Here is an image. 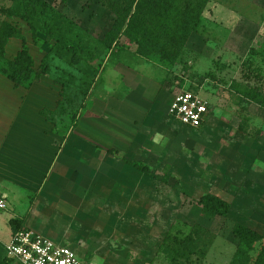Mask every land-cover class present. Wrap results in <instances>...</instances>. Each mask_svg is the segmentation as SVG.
<instances>
[{
    "label": "rangeland",
    "instance_id": "obj_1",
    "mask_svg": "<svg viewBox=\"0 0 264 264\" xmlns=\"http://www.w3.org/2000/svg\"><path fill=\"white\" fill-rule=\"evenodd\" d=\"M123 3L0 0V69L24 42L33 73L22 86L57 87L55 109L39 113L76 163L66 203L32 191L0 195V264H17L7 257L10 222L45 230L89 264H229L234 223L264 237V109L246 96L264 95V0H209L173 61L138 54L134 36L122 34ZM183 90L209 107L198 129L167 113ZM205 195L229 203L226 219L203 216Z\"/></svg>",
    "mask_w": 264,
    "mask_h": 264
},
{
    "label": "crops",
    "instance_id": "obj_2",
    "mask_svg": "<svg viewBox=\"0 0 264 264\" xmlns=\"http://www.w3.org/2000/svg\"><path fill=\"white\" fill-rule=\"evenodd\" d=\"M1 80L8 87L0 88V195H11L12 190L32 191L50 201L63 198L68 202L72 193L67 190L70 187L65 178L68 169L76 163L59 149L60 144L56 143L62 138L50 132L52 126L39 113L45 108L55 109L57 98H60L57 87L49 81L47 85L46 79L33 82L28 89L15 87L0 74ZM65 206L70 207L69 203ZM27 228L58 245L69 247L81 258L69 241L73 248L45 230Z\"/></svg>",
    "mask_w": 264,
    "mask_h": 264
},
{
    "label": "trees",
    "instance_id": "obj_3",
    "mask_svg": "<svg viewBox=\"0 0 264 264\" xmlns=\"http://www.w3.org/2000/svg\"><path fill=\"white\" fill-rule=\"evenodd\" d=\"M208 1L124 0L127 24L122 34L127 37L134 36L139 55L147 56L154 53L173 61L182 50L188 36L198 32L201 25L200 14ZM141 9L146 10L145 17L139 16ZM123 24L121 20H118L109 29L106 34L109 45H112L121 34ZM7 32L6 39L15 35V31L11 28ZM4 44L5 39H0V49ZM0 71L15 87L22 86L30 79L33 73L32 58L24 42L12 64L8 68H1ZM246 96L264 109V95L250 91L246 93ZM134 167L143 171V168L138 165ZM198 204L201 206L203 216L207 218L226 219L230 208L229 203L214 195L202 196ZM10 226L13 234L22 228L14 227L13 222H10ZM231 233L236 243V251L229 264H264V237L260 233L239 223L233 224ZM256 245L258 249L255 248ZM175 254L177 257H183V254L178 251Z\"/></svg>",
    "mask_w": 264,
    "mask_h": 264
},
{
    "label": "built area",
    "instance_id": "obj_4",
    "mask_svg": "<svg viewBox=\"0 0 264 264\" xmlns=\"http://www.w3.org/2000/svg\"><path fill=\"white\" fill-rule=\"evenodd\" d=\"M167 113L180 125L198 129L204 125L209 107L198 93L183 90L172 97ZM3 207L4 202L0 200V208ZM7 257L17 264H89L69 247L58 245L29 228H21L12 235Z\"/></svg>",
    "mask_w": 264,
    "mask_h": 264
}]
</instances>
